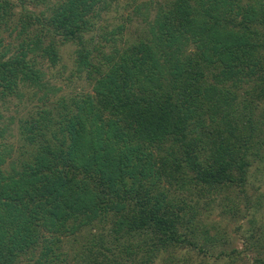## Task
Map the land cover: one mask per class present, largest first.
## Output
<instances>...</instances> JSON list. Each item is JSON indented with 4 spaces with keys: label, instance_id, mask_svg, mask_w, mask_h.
<instances>
[{
    "label": "trees",
    "instance_id": "16d2710c",
    "mask_svg": "<svg viewBox=\"0 0 264 264\" xmlns=\"http://www.w3.org/2000/svg\"><path fill=\"white\" fill-rule=\"evenodd\" d=\"M51 1L0 0V24L21 8L26 33L0 49V140L9 99L43 92L19 120L18 154L0 142V264H175L182 249L186 264L197 251L209 264L221 236L205 200L243 202L264 167V0H166L143 36L101 59L86 34L105 0L30 8ZM69 42L93 92L52 98L41 62L56 65ZM79 236L91 246L77 259L62 244Z\"/></svg>",
    "mask_w": 264,
    "mask_h": 264
},
{
    "label": "rangeland",
    "instance_id": "374dc122",
    "mask_svg": "<svg viewBox=\"0 0 264 264\" xmlns=\"http://www.w3.org/2000/svg\"><path fill=\"white\" fill-rule=\"evenodd\" d=\"M51 1V0H50ZM62 0H52L46 5L35 6L30 5L35 12L48 11L47 15L51 13L54 8ZM166 0H105L104 3L98 6L99 16L95 19L94 27L86 38H93L96 44L95 53L98 59H101L104 54L117 51L115 48L123 49L124 47L134 43L139 37L143 36L148 25L153 21L154 15L160 4ZM48 5V7H47ZM104 5V6H103ZM103 6V7H102ZM20 14L22 9H17L16 16L13 17L11 23L6 25L0 24V49L5 48L10 51H15L20 43L25 38V32L22 29V22H20ZM23 30V31H22ZM21 32V33H20ZM25 33V34H24ZM76 45L69 42L61 45L62 60L56 65H53L49 60L42 61L43 70L45 72L44 82L50 87L49 94L52 98H57L62 95H78L87 92H93L92 85L86 80L85 74L80 75L74 69V55ZM101 50V51H100ZM114 51V52H115ZM58 88V89H55ZM23 97L12 96L4 108V118L1 126L7 130L5 138L0 140L1 143H12L16 150L15 155L18 154L19 148V134L18 124L22 116H26L30 109L40 107L43 104L41 97L43 92L35 89H25ZM264 106V102H262ZM264 130V125H260ZM264 132V131H263ZM12 159V158H10ZM9 159V160H10ZM257 166V167H256ZM252 167L250 183L247 186L245 194L237 191V196L243 198V202L235 201L234 206L227 204L228 191L222 192L219 195H213L212 199L207 198L209 205L206 206L204 212L205 221L214 224L218 230L212 228V234L221 236V243L216 246L213 244L212 251L218 254L221 249H227L229 253L236 250L237 259L235 264H253L257 256L264 255V167L263 171L259 170L258 163ZM248 197V198H246ZM250 199L249 204L246 202ZM236 205V207H235ZM256 210L257 222H252L254 216L252 212ZM96 230L85 231V234H94ZM90 239L83 236L65 238L62 246L64 250L69 251L71 257L75 256L78 259L86 255V250L91 243ZM98 240L95 243V248H98ZM40 249L34 253L38 256ZM176 263L186 264L184 257L188 255L185 249L175 252ZM216 255H211L209 264H229L231 258L226 256L218 260ZM239 254V255H238ZM197 251L194 253L191 264H208V261L199 256ZM76 259V260H77ZM76 262V261H75ZM74 263V262H72ZM77 264H85L80 259ZM159 264V263H158ZM174 264V263H169Z\"/></svg>",
    "mask_w": 264,
    "mask_h": 264
}]
</instances>
